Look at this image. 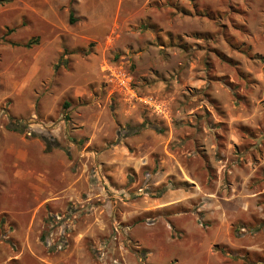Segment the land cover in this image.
<instances>
[{
	"label": "rangeland",
	"instance_id": "obj_1",
	"mask_svg": "<svg viewBox=\"0 0 264 264\" xmlns=\"http://www.w3.org/2000/svg\"><path fill=\"white\" fill-rule=\"evenodd\" d=\"M257 54L264 0L1 1L0 264L250 261Z\"/></svg>",
	"mask_w": 264,
	"mask_h": 264
},
{
	"label": "crops",
	"instance_id": "obj_2",
	"mask_svg": "<svg viewBox=\"0 0 264 264\" xmlns=\"http://www.w3.org/2000/svg\"><path fill=\"white\" fill-rule=\"evenodd\" d=\"M256 233H259L260 235L254 239H256L255 241H251V243L246 242L245 244L239 245L240 250L242 251V254H247L248 256H250V261H246L245 264H264V260L262 261V259L264 258V227H261L258 231H256ZM230 244L229 245V249L228 252L230 255L236 254V252H238V244L233 241V240H229ZM227 244V243H225ZM220 252L224 251L227 252L224 249H219ZM234 258V257H233ZM229 259V258H228ZM235 259V258H234ZM261 259V261H260ZM233 261V260H232ZM235 262V261H233ZM262 262V263H261Z\"/></svg>",
	"mask_w": 264,
	"mask_h": 264
},
{
	"label": "trees",
	"instance_id": "obj_3",
	"mask_svg": "<svg viewBox=\"0 0 264 264\" xmlns=\"http://www.w3.org/2000/svg\"><path fill=\"white\" fill-rule=\"evenodd\" d=\"M4 1V0H0ZM75 21L74 15H73V10L71 9L69 12V22L73 23ZM35 42V40H28L27 42H25L23 45L24 46H31L33 43ZM258 58H260L261 60H264V56L263 55H256ZM65 105H67V103H65ZM12 119V118H11ZM9 120L7 127L10 129H14V130H18L20 131V125L19 124H15V122L13 120ZM35 132V131H34ZM35 133L38 134V137L41 139V141L44 143L45 145V149L46 151H49L51 148L53 147H58V142L55 139H52L50 137H47L42 131L37 130ZM260 226L257 227L255 230H259ZM238 235V234H237Z\"/></svg>",
	"mask_w": 264,
	"mask_h": 264
}]
</instances>
